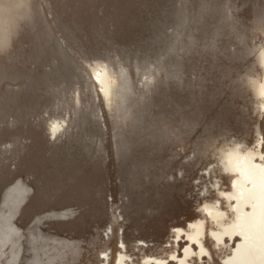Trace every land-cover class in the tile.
Returning a JSON list of instances; mask_svg holds the SVG:
<instances>
[{"label": "rangeland", "instance_id": "obj_1", "mask_svg": "<svg viewBox=\"0 0 264 264\" xmlns=\"http://www.w3.org/2000/svg\"><path fill=\"white\" fill-rule=\"evenodd\" d=\"M252 158L264 0H0V264H264Z\"/></svg>", "mask_w": 264, "mask_h": 264}, {"label": "bare ground", "instance_id": "obj_2", "mask_svg": "<svg viewBox=\"0 0 264 264\" xmlns=\"http://www.w3.org/2000/svg\"><path fill=\"white\" fill-rule=\"evenodd\" d=\"M263 66V65H262ZM101 75V74H100ZM102 80H106V76L104 75V79L102 78ZM105 85L106 88H108V84L107 83H103ZM57 132V128L55 127L54 129V134ZM259 159H261V157H259ZM253 158L250 159L248 162H247V165H245V173H247L249 175V177L251 178V181L255 184V189L257 190V188L259 187V182L257 180L258 177H264V167L262 166H256L255 164H253ZM256 161V159L254 160V162ZM241 184L240 188H241V191H243V196L242 198H240L238 200V203H237V206H236V209L238 208V213H244V212H247V209L248 207L251 205L252 201L253 200H257V199H260V196L257 194V193H251L250 196H248V186H247V183H245V181H241L239 182ZM264 183V181H263ZM244 197V198H243ZM256 198V199H255ZM212 216H213V220L214 221H217V222H222L224 219V216L222 213H219V212H212L211 213ZM210 214V215H211ZM258 215L256 214L255 218L257 217ZM252 218L249 217L247 218V222L245 223V225H243L238 231L236 230L237 232V235H240L242 237H249L251 239V242H255L256 239L261 235L259 232H257V230H255L253 227H252ZM199 231H200V228H197ZM200 235V233H199ZM196 244H200L198 247L201 248V251H202V256H206V253H205V250H204V246L203 244H201V242L199 241V238L196 237L194 240H193ZM192 251L193 249H191V247H188L186 252H185V258H183L180 262V264H189L188 261L186 260V257L189 256V255H192ZM258 251V250H257ZM257 251H254V255L257 253ZM118 262L117 264H127V262L125 261V257L123 256H120L118 259ZM152 263H155L154 261H151ZM157 264H164L163 261H160L159 259H157ZM149 264V263H147Z\"/></svg>", "mask_w": 264, "mask_h": 264}]
</instances>
